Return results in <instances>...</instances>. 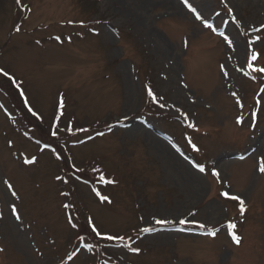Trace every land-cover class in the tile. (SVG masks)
Returning a JSON list of instances; mask_svg holds the SVG:
<instances>
[{"label":"rangeland","instance_id":"rangeland-1","mask_svg":"<svg viewBox=\"0 0 264 264\" xmlns=\"http://www.w3.org/2000/svg\"><path fill=\"white\" fill-rule=\"evenodd\" d=\"M261 25L264 0H0V69L36 113L0 72V264H264Z\"/></svg>","mask_w":264,"mask_h":264},{"label":"snow or ice","instance_id":"snow-or-ice-1","mask_svg":"<svg viewBox=\"0 0 264 264\" xmlns=\"http://www.w3.org/2000/svg\"><path fill=\"white\" fill-rule=\"evenodd\" d=\"M185 4H187V0H184ZM17 3H19V0H17ZM189 8L191 9V6L188 5ZM193 12H195V9H191ZM231 9H229V12L231 13ZM196 18L199 20L201 19L202 17L197 13L196 15ZM71 22V21H70ZM205 26L206 27H211L210 24H207V22H205ZM260 28L264 29V25H261ZM17 31H19V27H17L16 29ZM260 29H253V31H259ZM57 39H59V37H57ZM225 39L227 40V37H225ZM256 39H259V37H257ZM257 59V53L252 51L250 53V55H248V63H247V67L252 69L254 72H257V73H264V67H254L252 61H255ZM224 69V66L221 65V70L223 71ZM0 72L3 73L4 76L8 77L11 81H12V84L17 87V88H20V85L19 83L9 75V73L7 72H4L2 69H0ZM224 75H227V72H224ZM146 89H147V95L152 98L153 101L156 100V96L154 94V92L152 91V89L145 85ZM20 95L21 96H24V93L23 91L20 92ZM235 95V94H234ZM25 105L27 106V100H25ZM61 106H63V102L61 101ZM160 107H165L164 104H161ZM28 111L31 112L34 116L36 115V113L32 110L31 107L28 108ZM177 111H180L179 109H177ZM181 115H185L184 113L181 112ZM255 115V114H253ZM53 127H55V125H53ZM72 129L69 128V131H71ZM78 131H87L86 129H78ZM51 135L52 136H56L57 135V132L56 131H52L51 132ZM91 137H89L90 139ZM47 147V145H45ZM193 147H195V145H193ZM26 163H32V161H25ZM195 167L199 168V171L200 172H204V167L202 165H195ZM259 171L264 173V163H262L259 167ZM212 175L213 176H219V173L213 169L212 171ZM103 178V177H102ZM56 179H61L59 176L56 177ZM111 182V181H110ZM4 183L8 186L9 190H11L12 186L8 183V181H4ZM12 195H16L15 192H12ZM221 196H224V197H229V193L227 191L225 192H221L220 193ZM230 199L232 200H236V201H239V210L241 213H244L245 212V202L243 199H241V197L239 196H231L229 197ZM102 200L104 201H107L109 200V198L107 196H103L101 197ZM13 215H16L17 213V210L15 208V206L12 207L11 209ZM16 218L19 219V216L16 215ZM89 225L91 226V231L92 233H94L96 236H101V233L97 230V228L95 227V225L92 223L91 220H89ZM155 223L158 224V225H165V224H169V223H172V221H169V220H166V219H156L155 220ZM186 223H198L197 221H189V220H185V219H180L179 220V224L183 225V224H186ZM199 227L201 228H204L205 226L203 224H200ZM236 225L234 223H231L229 222L227 224V228L229 230V234L231 235L232 239L234 242H236L237 244L240 243V237L238 235H236V233L233 231V229H235ZM155 229L151 228V227H144L142 229H140L141 232H144V233H148V232H151V231H154ZM208 235L210 236H215L216 235V230L215 229H208ZM107 240H118V241H123L124 240V237H121V236H118V235H105V237ZM130 251L133 252V253H138L140 252V249L139 248H136V247H132L130 248Z\"/></svg>","mask_w":264,"mask_h":264},{"label":"bare ground","instance_id":"bare-ground-1","mask_svg":"<svg viewBox=\"0 0 264 264\" xmlns=\"http://www.w3.org/2000/svg\"><path fill=\"white\" fill-rule=\"evenodd\" d=\"M132 94H133V91H132V85L130 84V85H129V93H128V96L130 97ZM146 135H147V134H146ZM157 141H159V140H157ZM159 143L162 144L161 141H159ZM263 143H264V140H263V139H260L259 142H257L255 149H260V148H262ZM163 145H164V144H163ZM178 161H180V162L182 163V166H184V168L187 167L186 169H188V173H189V175H191L190 177L192 178L193 181L197 182V181H198V178L200 177V176L198 175V173L195 172L193 169H190V168L187 166V164H186L184 161H182L181 159L178 158ZM198 187H200V186L198 185ZM162 226H164V225H158V228H160V227H162ZM165 227L168 228L169 226H165ZM162 235H163V236H167L168 233L163 232Z\"/></svg>","mask_w":264,"mask_h":264},{"label":"trees","instance_id":"trees-1","mask_svg":"<svg viewBox=\"0 0 264 264\" xmlns=\"http://www.w3.org/2000/svg\"><path fill=\"white\" fill-rule=\"evenodd\" d=\"M2 90L6 91V90H5V89H3V88H2ZM15 93H16V91H15ZM7 94H8V92H7ZM97 239H98V238H97Z\"/></svg>","mask_w":264,"mask_h":264}]
</instances>
